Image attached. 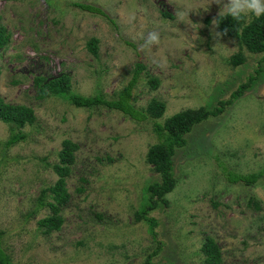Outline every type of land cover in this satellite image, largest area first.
Here are the masks:
<instances>
[{
  "label": "rangeland",
  "instance_id": "374dc122",
  "mask_svg": "<svg viewBox=\"0 0 264 264\" xmlns=\"http://www.w3.org/2000/svg\"><path fill=\"white\" fill-rule=\"evenodd\" d=\"M72 3L94 5L113 23ZM211 3L0 0L9 35L0 51V97L36 117L10 148L4 144L11 131L0 123V232L12 264H143L158 247L154 264H204L208 237L222 264H264V178L249 187L228 183L222 173V167L240 174L264 167L263 74L187 137L174 161L175 189L149 215L157 222L155 238L136 217L143 189L158 181L146 162L157 143L152 124L105 108L77 109L62 98L39 99L34 85L35 78L66 75L72 93L112 99L142 65L133 103L139 110L152 99L165 103L160 122L226 102L256 75L260 57L244 50L243 62L229 64L238 45L217 31L221 8ZM149 31L161 36L150 50L141 47ZM91 38L98 41L96 57L87 50ZM151 79L158 80L156 89ZM65 140L78 146L66 179L69 200L60 210V230L45 235L38 221L51 213L38 199L57 180L52 166ZM44 199L51 201L48 193Z\"/></svg>",
  "mask_w": 264,
  "mask_h": 264
},
{
  "label": "trees",
  "instance_id": "16d2710c",
  "mask_svg": "<svg viewBox=\"0 0 264 264\" xmlns=\"http://www.w3.org/2000/svg\"><path fill=\"white\" fill-rule=\"evenodd\" d=\"M71 6L90 14H99L113 23L104 11L94 5L72 3ZM162 16L170 18L165 13ZM216 28L221 36L234 40L238 45L239 51L228 60L229 64L237 66L243 62L245 59L243 57L244 50L250 54L259 55L256 75L254 77L251 76L246 84L238 87L237 91L226 102L220 101L217 105L209 104L198 109H186L172 115L163 122H160V119L166 110L165 103L152 99L144 110L137 109L133 103V90L138 83L141 73L145 71V67L142 65L136 66L131 80L112 99H106L101 93L89 97L72 93L70 77L66 75H61L50 81H45L44 78L34 79L39 99L62 98L77 109L91 110L105 108L117 111L131 120L137 122L148 121L152 124V131L157 139V143L147 151L146 162L152 167V171L158 175V181L146 185L143 189V201L141 209L136 213V217L138 218L137 220L146 224L149 234L154 238L156 237L154 227L157 225V222L149 215L160 204L166 205L167 195L175 189L174 161L176 154L188 145L187 137L197 125L211 118L218 117L225 110L226 106H231L234 100L246 90L252 89L254 84L260 79V76L264 75V16H254L249 22L246 21L245 17L240 20H234L230 16H219L216 19ZM8 41L9 35L0 23V51L7 45ZM97 44V39L91 38L86 45L87 50L94 57L97 56ZM149 84H151L153 89H156L159 82L156 79H151ZM35 121L36 117L31 108L23 105L7 104L0 97V123L8 126L11 131L10 137L4 144L6 148H10L24 140L25 135L21 129L25 126H32ZM77 150L78 146L76 144L69 140L63 141L62 149L58 153V164L52 166L57 180L52 186L40 193L39 204H42V207L48 208L51 213L50 216L38 221V228L42 230V234L48 235L50 232L60 230L63 223L60 210L69 200L66 179L71 173V167L75 162ZM222 169L224 178L230 184H242L252 187L264 178V167L248 174L227 171L224 167ZM47 193L51 201L46 203L44 196ZM254 207L256 210H259L256 202L254 203ZM2 240L3 233L0 232V264H12L5 249L2 247ZM158 252L159 247L146 257L143 264H154L152 259L158 255ZM201 252L205 257L204 264H222L220 250L212 238L208 237L205 240L202 244Z\"/></svg>",
  "mask_w": 264,
  "mask_h": 264
},
{
  "label": "clouds",
  "instance_id": "9594fccd",
  "mask_svg": "<svg viewBox=\"0 0 264 264\" xmlns=\"http://www.w3.org/2000/svg\"><path fill=\"white\" fill-rule=\"evenodd\" d=\"M212 3L220 6L219 15L221 17L230 16L234 20H240L244 17L264 16V0H212ZM143 40L141 45L143 49L150 50L161 44V36L158 31H149Z\"/></svg>",
  "mask_w": 264,
  "mask_h": 264
}]
</instances>
